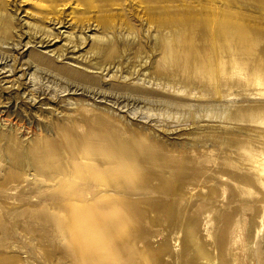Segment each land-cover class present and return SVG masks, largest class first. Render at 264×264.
Returning a JSON list of instances; mask_svg holds the SVG:
<instances>
[{
	"label": "rangeland",
	"instance_id": "rangeland-1",
	"mask_svg": "<svg viewBox=\"0 0 264 264\" xmlns=\"http://www.w3.org/2000/svg\"><path fill=\"white\" fill-rule=\"evenodd\" d=\"M0 264H264V0H0Z\"/></svg>",
	"mask_w": 264,
	"mask_h": 264
}]
</instances>
